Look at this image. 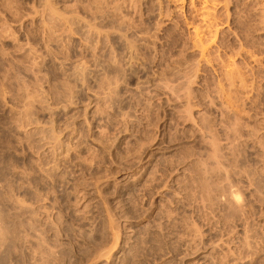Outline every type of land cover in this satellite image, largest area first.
Segmentation results:
<instances>
[{"label":"rangeland","instance_id":"obj_1","mask_svg":"<svg viewBox=\"0 0 264 264\" xmlns=\"http://www.w3.org/2000/svg\"><path fill=\"white\" fill-rule=\"evenodd\" d=\"M0 264H264V0H0Z\"/></svg>","mask_w":264,"mask_h":264},{"label":"bare ground","instance_id":"obj_2","mask_svg":"<svg viewBox=\"0 0 264 264\" xmlns=\"http://www.w3.org/2000/svg\"><path fill=\"white\" fill-rule=\"evenodd\" d=\"M206 14H209L208 12H206ZM206 16V15H205ZM208 16V15H207ZM206 18V17H205ZM210 25H211V23H210ZM209 25H207L206 27H208ZM210 27V26H209ZM206 29V28H205ZM209 28H207L206 30H208ZM210 32V31H209ZM194 35L196 36V38H197V36H199L200 34H201V31H199L198 29H196V31H194ZM204 33V32H203ZM201 41V40H200ZM239 198V197H238ZM239 201V200H238ZM237 201V202H238Z\"/></svg>","mask_w":264,"mask_h":264}]
</instances>
